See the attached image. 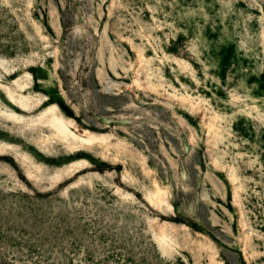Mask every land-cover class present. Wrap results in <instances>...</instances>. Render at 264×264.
<instances>
[{
	"label": "rangeland",
	"instance_id": "374dc122",
	"mask_svg": "<svg viewBox=\"0 0 264 264\" xmlns=\"http://www.w3.org/2000/svg\"><path fill=\"white\" fill-rule=\"evenodd\" d=\"M0 264H264V0H0Z\"/></svg>",
	"mask_w": 264,
	"mask_h": 264
}]
</instances>
